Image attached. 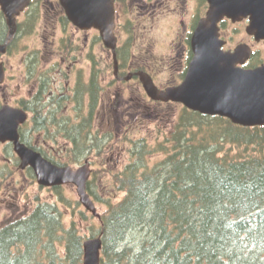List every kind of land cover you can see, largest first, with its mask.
<instances>
[{"label": "trees", "instance_id": "obj_1", "mask_svg": "<svg viewBox=\"0 0 264 264\" xmlns=\"http://www.w3.org/2000/svg\"><path fill=\"white\" fill-rule=\"evenodd\" d=\"M60 21L67 23L63 14ZM77 76L69 93L47 103L51 83L40 77L34 81L37 93L25 104L33 134L60 149L45 151L24 128L21 139L57 165L80 161L95 150L100 155L112 139V134L94 131L100 70L92 66L88 76L83 69ZM68 105V114H56ZM126 141L129 159L122 170L110 173L109 197L100 198L92 187L98 178L87 184L89 196L105 206L98 229L100 264H264V126L239 127L183 109L156 148L140 139ZM153 153L163 157L150 164ZM10 172L4 168L2 179ZM26 172L34 179L29 168ZM119 193L122 197L113 201ZM58 202L70 203L63 196ZM62 215L56 203L45 202L0 223V264H82L85 237L74 222L66 227Z\"/></svg>", "mask_w": 264, "mask_h": 264}, {"label": "rangeland", "instance_id": "obj_2", "mask_svg": "<svg viewBox=\"0 0 264 264\" xmlns=\"http://www.w3.org/2000/svg\"><path fill=\"white\" fill-rule=\"evenodd\" d=\"M40 1L44 7L39 8L38 19L32 25V28L29 29L30 32L24 33V37L20 40L19 48L17 49L18 52L8 57L9 60H7L6 64L7 77L5 82L0 86V104L7 103L16 106L15 103L19 99L27 96L29 86L22 81L23 78L21 76L23 72L22 58L25 50L29 53L32 51H42V53H39V56L42 57L44 67H48L56 62L59 55L67 56L70 54L74 46L78 44L80 50H82V55L79 57L81 62L77 68H82L84 73L90 70L91 66L100 69L102 91L99 99V108L97 109L95 130L103 134H113L111 141L103 146L100 155H96L95 150L87 158L91 169L95 171V178H98L92 183V187L96 190L100 198L106 199L111 192L109 187V182L111 181L110 173L122 170L129 159V153L127 151L129 144L126 140L140 139L145 141L149 147L156 148L170 135V131L178 119L180 107L175 104L150 103L146 96H143V89L138 80L131 79L126 82H113L114 76L111 55L104 48L101 41L96 40V33H90V41L86 43L84 33L77 32L76 28L71 24L62 23L60 21L61 17L58 19V15L61 13L59 12L61 9L59 8L58 0ZM172 20H162L159 24L154 25L157 27L155 32H158V35H153V38L160 39V44L167 45L169 40L165 38L170 39L173 35L170 34V36H167L166 34L170 30L166 31V29H163L165 27H176ZM125 22H127V19ZM149 26L147 23L146 27L148 28ZM244 28L245 24L233 25L230 22L224 24L222 37L227 41L226 47L234 48L240 42L249 45L252 44L256 56L255 64L264 63L263 45L249 40L244 32ZM127 38L128 34L122 33L119 35L121 41ZM66 43L67 46L70 44L69 46L72 49L67 48L65 50L63 45ZM160 44H157L151 52L141 50L139 56L142 59L154 60V65L143 64V67L153 76L155 84L163 90L170 86L169 84L171 82H176V71L178 68L182 69V67L170 65V62L165 63L160 60L167 53H171V51ZM128 49L129 58L135 60L137 51L133 49L132 45ZM76 54L79 55V52H76ZM123 71L125 72L123 77L130 73L127 68H124ZM71 76L65 78L70 85L73 82ZM65 80H61V82ZM135 87L142 94V98L133 93ZM117 94H119L118 98L116 97ZM131 97L134 98L130 100ZM143 104L145 105L144 108ZM135 105L138 108H134ZM61 112L62 115L67 114L64 108L61 109ZM28 128H30V125H28ZM34 137L35 142L39 143L43 135L35 134ZM60 142L64 143L63 140ZM50 146L54 149L57 148L54 144H50ZM11 152L8 148H0V223L9 218L27 215L37 204L48 202L52 204L56 203L63 211L62 221L66 227L74 222L79 233L85 239L91 237L92 234L97 235L100 221L79 203L75 186L65 185L61 190L56 191L39 186L36 180L32 179L27 172H23V170L15 167ZM162 157V153H153L148 157V160L152 164ZM70 166L73 168L79 167L78 164H72ZM3 168L6 170L9 168L11 170L6 176L8 177L7 180L2 179L1 171ZM122 195V193H119L112 200L116 201ZM59 196H63L70 203H59ZM92 200L97 213L101 214L105 211V206L102 203L94 199ZM76 202L79 205L75 204Z\"/></svg>", "mask_w": 264, "mask_h": 264}, {"label": "water", "instance_id": "obj_3", "mask_svg": "<svg viewBox=\"0 0 264 264\" xmlns=\"http://www.w3.org/2000/svg\"><path fill=\"white\" fill-rule=\"evenodd\" d=\"M29 2L0 0L10 29L9 37L14 31L15 16ZM59 4L69 22L81 30L97 29L104 45L114 49L113 0H59ZM208 5V11L199 20L191 37L194 55L183 81L177 86L158 90L149 76L140 73L143 88L147 96L155 101L181 103L189 110L220 116L243 127L264 126V65L253 69L239 67L250 57L251 48L241 44L233 51H223L225 42L219 39L218 27L224 18L232 23L247 19L246 34L264 44V0H208ZM3 77L0 64V83ZM26 117L21 109L7 105L0 108V144L12 143L21 167L33 169L38 185H74L80 203L98 217L94 203L86 192L90 175L88 165L76 170L58 167L21 143L18 127ZM101 248L100 235L84 241L82 264H100Z\"/></svg>", "mask_w": 264, "mask_h": 264}, {"label": "flooded vegetation", "instance_id": "obj_4", "mask_svg": "<svg viewBox=\"0 0 264 264\" xmlns=\"http://www.w3.org/2000/svg\"><path fill=\"white\" fill-rule=\"evenodd\" d=\"M41 7L43 8L44 6L40 0H30L29 4L22 11H20L17 16H15L14 31L10 37V29L7 25L6 15L2 12L0 7V49L2 50L0 51V63L3 66L5 73L4 82L7 77L6 64L7 60H9L8 57H11L12 55H14V53L18 52L17 49L19 48L18 46L20 40L22 39V37H24V33L30 32L29 29L32 28V25L35 24L36 20L39 17ZM207 9L208 0H113L114 35L116 39L115 51L121 54L123 50H129L128 48H131V45L133 49L137 51L135 60L129 58L128 53H125L126 57L124 56V54H122L123 57H121L120 55L118 56L120 58L118 59L117 74L116 76H114L115 80L117 82L125 80V77L123 78V74L125 73L123 71L124 67L127 68V70L130 72L127 74V76H130L129 80H138L141 87L142 84L138 75L140 72L147 73L153 79V76L147 69L143 67V64L150 66L154 65V60L142 59L139 55L141 50L151 52L157 44H160V39L153 38V35H158V32H155L157 27H155L154 25L159 24L162 20L165 21L168 19H173L172 21H174L176 27L163 28L166 29V31L170 30L166 34L167 36H170V34L173 35L170 39L165 38L166 40H169L167 42V45L160 44L171 51V53H167L165 57L161 58L160 60L164 61L165 63L170 62V65H178L179 67L187 68L193 56L191 51V36L195 30L196 24L198 23L200 18L205 15ZM59 12L61 11L59 10ZM60 17L61 13L58 15V19ZM126 19L127 22H125ZM245 22L246 21L240 23V25H244L243 23ZM147 23L150 25L148 28L146 27ZM76 30L79 33L85 34L84 39L86 43H89L90 41V33L95 32L92 29L88 31H80L78 29ZM122 33L128 34V38L126 40L121 41L119 39V35H121ZM96 40L100 41L97 34ZM249 40H251L250 37ZM240 43L247 44L244 42ZM64 49L66 50V48ZM70 49L72 48L70 47ZM106 50L112 55V52H110L108 49ZM76 52H79V55H77ZM39 53H42V51H32L31 53L27 52L26 50L24 51V56L22 58L23 72L21 76L23 78L22 81L28 84L29 89L27 90V96L19 100L21 106L18 104L19 101L15 103L16 106H20L24 110H26L29 115L27 124L30 125V127L32 126L29 131V135H31V137L34 132V125L31 120L32 113L30 112L29 107H27L28 109H25V104L28 105L27 103L32 100V98L38 91L39 85L34 81L38 80L41 77L42 80L51 83L49 86V90H46L44 96V102L47 103L54 95L64 97L67 93H69L70 89L73 88L76 83V78L78 77L77 71L81 70L77 68L79 63L81 62L79 57L82 55V50H80L78 44L74 46L73 51L70 54H68L67 56L59 55L56 59V62L48 67H44L42 57L39 56ZM36 56L39 58V63H31L32 58H35ZM90 60L92 61L91 57ZM243 67L246 68V65H244ZM91 69L86 72V75L90 74ZM69 76L72 77V85H70L68 81L65 80V78ZM61 80L65 81L61 82ZM133 93L135 95H138L139 97L141 96L142 98V94H140L137 87H135ZM116 97L118 98L119 94H117ZM133 98L134 97H131L130 100H132ZM84 99L85 101L87 100V95ZM23 102L24 105H22ZM60 112L61 109H58L56 114L60 116ZM85 113L86 117H90L91 111L90 107L87 106V102L85 104ZM58 153L59 151L57 152V155Z\"/></svg>", "mask_w": 264, "mask_h": 264}]
</instances>
